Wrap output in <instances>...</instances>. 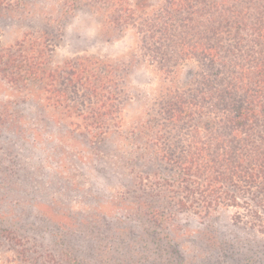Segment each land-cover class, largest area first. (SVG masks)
I'll return each instance as SVG.
<instances>
[{
  "label": "rangeland",
  "instance_id": "rangeland-1",
  "mask_svg": "<svg viewBox=\"0 0 264 264\" xmlns=\"http://www.w3.org/2000/svg\"><path fill=\"white\" fill-rule=\"evenodd\" d=\"M6 1L0 47L48 33L59 80L14 89L0 75V264H264V213L258 221L242 208L182 210L181 190L165 183L178 187L165 156L178 157L189 140L188 124L168 122L169 94L194 97L207 72L176 54L165 22L182 34L190 18L230 16L248 0L218 10L207 7L218 0H198L180 11L173 0ZM118 18L127 22H107ZM83 57L112 67L107 93L74 78ZM98 112L103 136L87 133Z\"/></svg>",
  "mask_w": 264,
  "mask_h": 264
},
{
  "label": "trees",
  "instance_id": "trees-1",
  "mask_svg": "<svg viewBox=\"0 0 264 264\" xmlns=\"http://www.w3.org/2000/svg\"><path fill=\"white\" fill-rule=\"evenodd\" d=\"M6 2L0 0V12L13 6ZM198 4V0H173L171 9H193ZM223 5L226 1L218 0L207 7L218 10ZM107 22L119 25L127 20ZM174 22L173 18L165 22V40L177 42L178 56L203 61L207 72L196 79L194 97L169 94L173 97L166 103L168 122L188 124L189 140L178 157L165 156L178 187L165 183L170 193L175 192L172 188L181 190L182 210L210 215L217 209L242 208L260 221L264 213V0H248L246 7L230 16L190 18L189 30L182 34L172 32ZM47 38L43 32L39 37L27 36L13 48L0 47V75L14 89L35 83L53 89L58 83L59 71L49 65ZM72 69L77 82L93 94L107 93L114 78L112 67L94 57L77 59ZM99 78L103 81L97 82ZM46 101L60 104L53 98ZM206 115L211 124L199 123ZM91 118L99 127L87 133L105 135L104 115L98 112ZM255 198L253 210L250 202Z\"/></svg>",
  "mask_w": 264,
  "mask_h": 264
}]
</instances>
